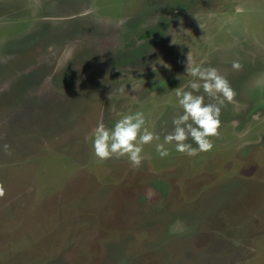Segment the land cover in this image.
<instances>
[{
    "label": "rangeland",
    "instance_id": "obj_1",
    "mask_svg": "<svg viewBox=\"0 0 264 264\" xmlns=\"http://www.w3.org/2000/svg\"><path fill=\"white\" fill-rule=\"evenodd\" d=\"M189 52L236 92L213 149L101 162L99 122L173 130ZM0 183V264H264V0H0Z\"/></svg>",
    "mask_w": 264,
    "mask_h": 264
},
{
    "label": "clouds",
    "instance_id": "obj_2",
    "mask_svg": "<svg viewBox=\"0 0 264 264\" xmlns=\"http://www.w3.org/2000/svg\"><path fill=\"white\" fill-rule=\"evenodd\" d=\"M173 43L176 42L173 40ZM232 66L235 70L242 67L238 61H234ZM186 73L192 77L187 86L190 90H185L184 87L176 88L175 96L182 114H177L172 119L173 130L163 137V142H160L158 133L149 130L150 122L145 114L137 111L123 115L111 129L103 122L97 124L91 132L95 156L101 162L126 158L132 168L138 170L147 158L144 155V146L154 142L161 158L169 155L166 145L172 144L175 145L176 152L189 157L211 151L214 139L221 136L222 108L226 103L234 102L236 92L217 68L195 63L190 52ZM119 91L122 95L125 94L123 87ZM3 147L6 153L11 154L8 144ZM6 194L7 189L0 183V199H4ZM147 195L152 197L155 191L150 188Z\"/></svg>",
    "mask_w": 264,
    "mask_h": 264
}]
</instances>
